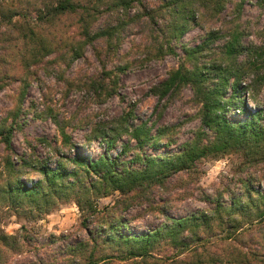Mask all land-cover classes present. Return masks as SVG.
Wrapping results in <instances>:
<instances>
[{
  "label": "trees",
  "instance_id": "1",
  "mask_svg": "<svg viewBox=\"0 0 264 264\" xmlns=\"http://www.w3.org/2000/svg\"><path fill=\"white\" fill-rule=\"evenodd\" d=\"M203 5L213 17L222 12L225 0H161L156 4L149 0H0V65L11 66L16 62L28 72L53 54L57 55V61L70 64L85 57L91 47L102 63L103 72L87 80L84 86L95 93L100 103L119 93V73L131 69L129 60L120 62L115 69H108L107 65L117 57L126 34L134 26L145 23L150 32L152 46L145 49L147 59L178 55L177 47L182 45L179 41L201 22L198 13ZM65 17L73 19L76 31L64 30ZM243 35L244 30L239 27H229L221 36L209 31L202 43L182 45L184 55L179 65L152 86L151 92L158 101L167 100V105L177 98L183 86L190 85L193 101L200 105L199 116L207 131L199 132L180 151L146 154V148L161 147V139L169 128L158 127L153 134L155 125L142 122L123 127L121 123L109 132L98 127L90 130L104 139L105 151L99 158L79 153L68 156L61 149L76 146L72 135L66 132L70 122L51 115L59 127L62 144L53 146L46 138L40 140L53 149L55 166L43 162L37 170L39 179L28 185L20 180L21 168L35 167L37 161L24 159L16 166L7 159L11 175L5 186L0 185V201H7L9 209L25 206L49 213L59 203L74 200L85 213L81 227L87 237L50 253L52 262L40 260V264H103L117 257L141 258L149 264V259H154V249L164 244L184 252L196 251L194 243L203 239V232L217 235L220 245L228 244L226 252L231 251L228 255L224 249L220 256L199 255L194 263L264 264V190L255 188L256 179L251 174L237 180L238 191L227 185L223 191L208 196L213 203L209 210L183 218L166 216L165 222L145 234L130 232L128 221L117 212L119 207L128 209L135 201L141 202L140 198L149 190L165 185L168 178L193 168L203 158L240 151L245 155L246 167L264 160V107L242 122L228 118L230 107L245 106L241 96L264 84V46L245 44ZM216 37L222 40L218 51L211 45ZM9 70H0V89L7 85L6 79L12 78ZM21 80L14 120L9 125L5 122L0 125V139L8 149L15 130L21 128V105L30 85L27 78ZM125 119L121 116L119 121ZM124 135L135 145L122 143L118 153L111 156L110 151L118 147ZM91 139L87 134L86 140ZM129 156L132 157L127 159ZM115 192L120 198L113 206L101 210L97 199ZM225 193L229 195L227 198ZM246 226L256 230L254 237L245 235ZM0 242L10 250L23 247L15 235L2 233ZM3 259L0 252V264H5Z\"/></svg>",
  "mask_w": 264,
  "mask_h": 264
},
{
  "label": "rangeland",
  "instance_id": "2",
  "mask_svg": "<svg viewBox=\"0 0 264 264\" xmlns=\"http://www.w3.org/2000/svg\"><path fill=\"white\" fill-rule=\"evenodd\" d=\"M149 1L156 4L161 0ZM198 15L201 22L183 36L179 41L182 45L200 44L209 31L221 36L229 27L237 26L244 30L245 44L264 46V0H225L221 13L212 17L206 5H203ZM63 22L64 30H77L76 26L72 25L73 19L65 17ZM149 33L145 23H142L126 34L124 43L117 51V57L108 63L107 68L115 69L120 62L129 60L131 69L119 73V93L100 103L95 93L84 86L87 80L101 76L103 72L102 63L91 47L87 48L85 57L70 64L57 61V55L53 54L28 72L23 65L16 62L11 61V66L3 63L0 65L1 71L9 68V74L12 76L11 79H6L7 85L0 89V125L4 122L9 125L14 120L23 84L21 78H27L30 82L21 105V128L15 130L10 149L0 139L1 186H5L7 178L11 175L8 174L6 165L8 158L16 166L21 165L24 159L32 158L37 161L38 165L35 167L21 168L20 180L28 185L39 179L37 170L43 162L55 166L57 159L52 153L53 149L40 140L46 138L53 146L62 144L59 127L51 115L70 122V125L66 126V132L72 135L76 146L68 145L62 148L63 153L68 156L76 153L87 154L94 159L99 158L105 151L103 137L95 135V132L90 133V130L97 127L98 130L109 132L121 123L123 127L146 122L155 125L153 134L158 127H168L166 135L161 139L160 148L145 149L144 152L151 155L176 153L186 142L197 138L199 132L207 131L202 126L200 105L193 101L194 92L190 85L183 86L177 98L167 105V100L159 102L158 97L151 92L152 86L163 81L169 71L179 65L184 49L180 45L177 47L178 55L147 59L149 55L145 49L152 46ZM221 44L222 40L216 37L211 45L218 51ZM230 92L231 88L228 89V93ZM240 99L244 101L245 106L230 107L228 118L231 121L248 120L251 114L264 107V84L250 90V94L246 93ZM121 116L126 119L119 121ZM87 134L92 138L90 141L86 140ZM120 142L115 150L110 151L111 156L114 157L118 153L122 143L135 145L134 141H129L127 135H124ZM244 159L245 155L240 151L203 158L197 161L193 168L168 178L165 185L149 190L145 197L140 198L141 202L135 201L128 209L119 207L118 215L128 221L130 232L145 234L165 222L166 216L183 218L209 210L213 203L208 196L212 197L217 190L223 191V187L227 185L238 191L240 182L237 180L246 178L249 174L256 179L255 188L264 190V160L246 167ZM120 196L115 192L97 199V204L104 210L113 206ZM228 196L225 193V198ZM9 208L8 202L2 199L0 235L5 233L19 237L23 247L22 250H10L0 242V252L4 256L3 260H6L5 264H40V260L52 262L50 253L67 244L75 245L87 237L81 227L85 213L74 200L59 203L49 213L32 211L25 206L19 209ZM244 231L247 237H254L256 230L246 226ZM203 234V239L194 243L196 251L184 252L164 244L159 249H154V259L150 258L149 264L156 263L157 260L159 264H196L193 261L198 259L199 255L204 257L207 253H212L220 256L223 249L224 254H229L231 250L226 252L228 244L224 245L222 242L220 245L217 235H209L208 232ZM218 244L221 247L218 248ZM248 248L249 245L245 246L246 250ZM202 261L205 262V259L202 258ZM103 264L145 263L141 258L121 260L117 257Z\"/></svg>",
  "mask_w": 264,
  "mask_h": 264
}]
</instances>
